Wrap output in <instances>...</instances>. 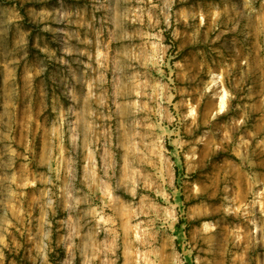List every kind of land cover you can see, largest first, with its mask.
Instances as JSON below:
<instances>
[{
  "label": "rangeland",
  "instance_id": "obj_1",
  "mask_svg": "<svg viewBox=\"0 0 264 264\" xmlns=\"http://www.w3.org/2000/svg\"><path fill=\"white\" fill-rule=\"evenodd\" d=\"M0 264H264V0H0Z\"/></svg>",
  "mask_w": 264,
  "mask_h": 264
},
{
  "label": "crops",
  "instance_id": "obj_2",
  "mask_svg": "<svg viewBox=\"0 0 264 264\" xmlns=\"http://www.w3.org/2000/svg\"><path fill=\"white\" fill-rule=\"evenodd\" d=\"M104 183V182H103ZM103 192H104V186H103ZM89 237H90V233H89V231L88 232H83V234L81 235V238L82 239H89Z\"/></svg>",
  "mask_w": 264,
  "mask_h": 264
}]
</instances>
